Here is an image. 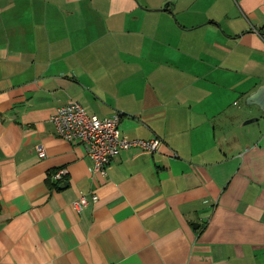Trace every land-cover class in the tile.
<instances>
[{"label":"crops","instance_id":"1","mask_svg":"<svg viewBox=\"0 0 264 264\" xmlns=\"http://www.w3.org/2000/svg\"><path fill=\"white\" fill-rule=\"evenodd\" d=\"M262 86L264 0H0V264H264ZM72 101L160 147L94 173Z\"/></svg>","mask_w":264,"mask_h":264},{"label":"built area","instance_id":"2","mask_svg":"<svg viewBox=\"0 0 264 264\" xmlns=\"http://www.w3.org/2000/svg\"><path fill=\"white\" fill-rule=\"evenodd\" d=\"M58 134L70 142H79L86 145L88 154L94 161L93 171L106 175L108 165L114 157L123 150L132 147L156 151L161 145V139H129L124 135L121 123L122 114L114 112L110 117L101 118L89 114L78 101L58 108L52 118ZM46 152L40 149V156ZM65 172L58 175L62 178ZM96 198V195H95ZM79 208L87 206V197H82L77 203Z\"/></svg>","mask_w":264,"mask_h":264},{"label":"water","instance_id":"3","mask_svg":"<svg viewBox=\"0 0 264 264\" xmlns=\"http://www.w3.org/2000/svg\"><path fill=\"white\" fill-rule=\"evenodd\" d=\"M248 102L251 104H258L264 110V86L248 97ZM66 186V184L64 185Z\"/></svg>","mask_w":264,"mask_h":264}]
</instances>
